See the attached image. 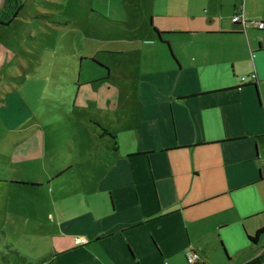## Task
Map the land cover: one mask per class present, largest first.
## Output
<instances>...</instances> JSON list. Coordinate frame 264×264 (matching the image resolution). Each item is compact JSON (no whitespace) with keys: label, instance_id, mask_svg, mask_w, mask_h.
I'll use <instances>...</instances> for the list:
<instances>
[{"label":"crops","instance_id":"1","mask_svg":"<svg viewBox=\"0 0 264 264\" xmlns=\"http://www.w3.org/2000/svg\"><path fill=\"white\" fill-rule=\"evenodd\" d=\"M156 9L145 33L133 29L147 50H127L128 75L106 67L126 81L82 84V164H22L43 162L36 123L0 134V234L13 242L30 226L35 246L48 247L43 264H187V251L244 264L264 254V234L251 241L264 226V30L231 21L264 22V0ZM88 124L96 132L85 141Z\"/></svg>","mask_w":264,"mask_h":264},{"label":"rangeland","instance_id":"2","mask_svg":"<svg viewBox=\"0 0 264 264\" xmlns=\"http://www.w3.org/2000/svg\"><path fill=\"white\" fill-rule=\"evenodd\" d=\"M22 1L25 5L19 17L0 28V46L6 50L4 61L0 58V134L18 127L20 121L23 127L36 123L35 131L45 141L43 162L26 159L22 164H82V84L101 74L114 77L113 82L120 85L126 81L106 67L118 65L128 75L133 64L127 50L134 48L131 54L147 50L142 38L132 40L133 29L145 33L150 25L147 13L154 4L160 12L162 0ZM43 14L48 17L39 16ZM259 34L264 36V32ZM120 98L125 102V97ZM123 112L120 105V118ZM88 126L85 141L94 137L90 130L96 132ZM49 149H54L52 155ZM261 155L264 158V149ZM33 231L23 226L20 238L9 243L0 234V264L4 258L12 263L13 250L34 263L46 257L48 247L43 238L35 246Z\"/></svg>","mask_w":264,"mask_h":264},{"label":"trees","instance_id":"3","mask_svg":"<svg viewBox=\"0 0 264 264\" xmlns=\"http://www.w3.org/2000/svg\"><path fill=\"white\" fill-rule=\"evenodd\" d=\"M24 2L22 0H4L3 6L0 9V28L7 27L11 25L20 15L21 11L24 9ZM40 17L47 18L48 16L46 14L39 15ZM153 31L158 39V42L161 44H164L168 51V43L164 42L161 38L162 33L158 32L156 29L153 28ZM263 31V30H260ZM264 234V226L259 229L255 236L251 238V241L256 242L261 235ZM13 258L11 259L13 261V264H31L29 261H27L25 258L21 257L15 250L11 252ZM45 259L37 262L36 264H43L45 263ZM4 264H8V261L6 259H3ZM198 264H205L203 261H201ZM244 264H264V254L260 255Z\"/></svg>","mask_w":264,"mask_h":264},{"label":"built area","instance_id":"4","mask_svg":"<svg viewBox=\"0 0 264 264\" xmlns=\"http://www.w3.org/2000/svg\"><path fill=\"white\" fill-rule=\"evenodd\" d=\"M232 23L234 24H240L243 27L246 26L247 23H250L252 25H254L258 30H264V22H246L245 20L242 19V17L237 14L234 15L231 18ZM251 78L255 81L256 80V75L252 74ZM245 79L242 78L241 81L243 82ZM86 240L85 239H81L78 243H84ZM185 259H186V263L187 264H198L201 262V258L200 256L196 253V252H191V251H187L185 253Z\"/></svg>","mask_w":264,"mask_h":264}]
</instances>
